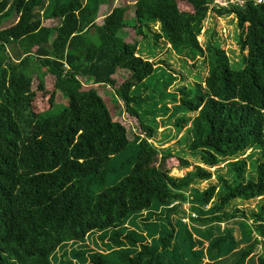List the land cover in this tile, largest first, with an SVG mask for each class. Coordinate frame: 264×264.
I'll list each match as a JSON object with an SVG mask.
<instances>
[{"label": "trees", "instance_id": "1", "mask_svg": "<svg viewBox=\"0 0 264 264\" xmlns=\"http://www.w3.org/2000/svg\"><path fill=\"white\" fill-rule=\"evenodd\" d=\"M130 1L133 24L129 4L97 24L110 0H0V264H264V205L252 220L238 207L226 210L264 196V3ZM212 12L230 50L239 27L242 66L233 67L212 39L200 43ZM157 22L156 40L166 35L173 51L203 57L209 67L202 84L173 95L177 111L194 114L175 127L190 124L189 151L204 166L235 160V183L220 177L225 192L209 211L201 207L217 186L194 189L192 223L182 221L185 191L213 173L196 165L172 176L193 164L150 142L156 127L137 90L157 70L138 53ZM164 76L166 88L177 81L163 69ZM105 86L114 89L115 115L100 94ZM60 96L67 104L58 107ZM247 151L258 155L248 179ZM239 215L241 240L231 228L216 233Z\"/></svg>", "mask_w": 264, "mask_h": 264}, {"label": "rangeland", "instance_id": "2", "mask_svg": "<svg viewBox=\"0 0 264 264\" xmlns=\"http://www.w3.org/2000/svg\"><path fill=\"white\" fill-rule=\"evenodd\" d=\"M236 1L233 0H227L226 7H229L233 4H235ZM130 5L129 6V12H128V19L129 23H134L135 21V6L134 2L130 0H110L109 6H101L99 10V17L97 19V24H101L103 22V19L105 18V15L114 7L117 6H124V5ZM210 14V13H209ZM213 20L211 21V25L209 26V34L207 35V38L205 41L200 42L201 36L198 37L199 42L202 44L203 47H206L208 39H212L211 41L214 43V45L224 49L230 58L231 65L233 67H239L243 64V58L245 55H247V51H242L239 41H240V29L239 27L235 28L236 33V43L234 44V49L236 50H230L227 46V43L223 42V37L225 35L222 34V27H221V19L215 15V13L212 12ZM211 15H209L210 17ZM211 17V18H212ZM234 17V16H233ZM225 18V17H223ZM208 20V19H207ZM203 23V30L206 28V21ZM235 17L232 21H228L226 24L233 26L235 23ZM5 25V24H4ZM3 25V26H4ZM1 26V28L3 27ZM202 30V34H203ZM147 31V30H146ZM157 29L154 27L153 30H150V32L147 31L149 34V37L146 41L141 43L138 48V53L144 57V59L154 62L157 65V70L155 71L154 78H151L147 80L144 85L139 87L137 90H140V92L143 93V96L147 98V102L143 107V110L141 111L145 118L153 124L156 127V133L152 140H150L151 143L160 150L163 149H172V151L176 154H179L181 156L186 157L188 160H190L193 164L188 169L180 170V169H174L172 171V176L174 177H183L187 172L193 171L194 167L196 165H201L203 167H206L202 164V161L200 158L193 157L191 152L189 151V144H190V135H189V128L190 124L186 126V128L182 130H178L177 127H175V121L178 117L186 116L194 117V114H184L176 110L175 108V101L173 100V95H177L178 88L182 86H188L194 88L197 83H203L205 81L206 76L208 75L209 67L204 60L203 57H200L198 55L190 56L186 50H183L182 52L179 51H173L170 48V45L168 42L164 39H166V35H163V38L160 40H156L154 37V33ZM201 34V35H202ZM167 70L168 72H172L175 76H177V81L173 83V85L168 86L167 88L164 87L163 81L165 79V76L162 77V71ZM87 88L90 86H86ZM100 94L105 98L108 107L112 111V113L115 115L119 112V109L117 108V105L115 101H113L115 92L114 89L110 87H101L100 88ZM56 103L58 107L62 105L67 104V100L64 99L62 96H60ZM166 109H169L167 112ZM132 122V123H131ZM155 122V123H154ZM129 126H131L134 133H139L138 126L134 123L133 120L128 122ZM134 126V128H133ZM136 146H131L128 149V155L129 157H132L135 155ZM258 155L247 151L244 156L241 158H244L247 160V169L245 172V178L248 179L249 177L254 178V161L257 159ZM235 160H227L221 163L219 166L214 168L206 167L208 170L212 171L213 177L211 180H209L206 183L203 182H195L191 185V188H189L187 191H185L186 197L188 198V201H186L181 209L184 210L186 213V218H193L194 215H199V212L196 210L197 206L192 202L190 199L194 193V189H199L200 191H203L207 189L210 185H216L217 186V192L215 194L214 199L212 200L211 204L205 207H201L204 211H209L210 208H212L217 202L219 197L225 192L223 187L220 185V177H224L231 182L235 183L236 178L233 172V166L232 163ZM264 205V196L257 198L255 200L244 202V201H233L228 204L226 207L227 211H232L235 207H238L239 209L245 211V214L248 215V217H251V220L253 219V215L260 210V208ZM147 212H144L143 215H146ZM174 221H176L177 217L176 215H172ZM243 220V216L239 215L236 219L231 220L227 223H223L219 228L216 230L217 234H223L225 228H231L233 229V234L236 240H241L242 234H241V228L240 223ZM190 223H192V220H190ZM204 228V227H202ZM89 241L86 242L88 244ZM91 247L93 245L91 244ZM242 247V245H241ZM76 247H73L71 249H75Z\"/></svg>", "mask_w": 264, "mask_h": 264}, {"label": "built area", "instance_id": "3", "mask_svg": "<svg viewBox=\"0 0 264 264\" xmlns=\"http://www.w3.org/2000/svg\"><path fill=\"white\" fill-rule=\"evenodd\" d=\"M233 1H236L235 3L240 5V6H244L245 2H246V0H233ZM256 1L259 4L264 3V0H256ZM215 5L218 6V7L226 6L227 5V0H213V5L212 6H215ZM193 218H197V215H194ZM190 220H191L190 217L189 218L184 217L182 219V221L184 223H190Z\"/></svg>", "mask_w": 264, "mask_h": 264}, {"label": "crops", "instance_id": "4", "mask_svg": "<svg viewBox=\"0 0 264 264\" xmlns=\"http://www.w3.org/2000/svg\"><path fill=\"white\" fill-rule=\"evenodd\" d=\"M211 16L213 15L212 13L210 14ZM232 16H234V15H232ZM218 17V16H217ZM235 17V16H234ZM208 18H210L209 16H208ZM207 18V19H208ZM218 18H220V17H218ZM223 18V17H222ZM206 19V20H207ZM212 20H213V17L211 18ZM235 21H237V18L235 19ZM233 22V21H232ZM154 27L157 29V33H159V32H161V23L160 22H157L155 25H154ZM153 27V28H154ZM208 30H209V27H208ZM208 34H209V32H208Z\"/></svg>", "mask_w": 264, "mask_h": 264}]
</instances>
